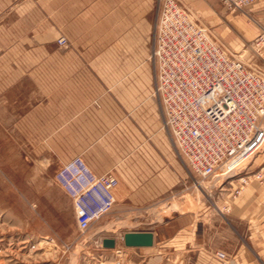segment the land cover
Masks as SVG:
<instances>
[{"label":"rangeland","instance_id":"374dc122","mask_svg":"<svg viewBox=\"0 0 264 264\" xmlns=\"http://www.w3.org/2000/svg\"><path fill=\"white\" fill-rule=\"evenodd\" d=\"M23 1L24 13L29 12L24 14L26 19H21L22 0H0V59L101 61L93 69L101 76L102 93L113 96L125 117L116 133L123 182L114 172L119 181L114 208L90 230L80 231L72 199L55 182L58 167L64 164L51 162L55 159L53 149L25 146L32 140L28 133L23 138L14 123L20 120L23 106L37 98L35 91H29L36 84L26 82L24 93L3 91L0 264H215L218 250L214 244L220 239L214 237V229L227 227L231 201L242 195L232 197L241 187L239 180L249 178L243 191L261 180L257 175L264 168V146L235 175L216 179L198 177L178 155L164 124L152 60L163 0H152L148 11H142L146 18L78 22L61 18L69 13L57 12L55 0ZM177 1L216 43L264 76V44L257 43L264 29L253 35H217L192 0ZM249 7L246 13L223 11L244 17ZM253 24L246 19L239 32L249 31ZM27 31L29 35L22 34ZM61 38L66 39L64 45ZM77 45H92L94 50L76 51ZM161 136L172 159L164 152ZM132 158L134 170H130ZM128 232L154 233V246L147 250L125 247L123 236ZM105 238L116 239V248H104Z\"/></svg>","mask_w":264,"mask_h":264},{"label":"built area","instance_id":"2783aa9c","mask_svg":"<svg viewBox=\"0 0 264 264\" xmlns=\"http://www.w3.org/2000/svg\"><path fill=\"white\" fill-rule=\"evenodd\" d=\"M218 1L228 12L246 13L259 0ZM257 43L264 44V32ZM152 60L164 124L178 155L202 179L235 175L264 146V76L216 43L177 0L162 1ZM248 181L239 180L233 199ZM55 182L72 199L82 232L116 204L117 177L96 175L82 157L62 165ZM214 257L231 264L224 251Z\"/></svg>","mask_w":264,"mask_h":264},{"label":"crops","instance_id":"0c3cea01","mask_svg":"<svg viewBox=\"0 0 264 264\" xmlns=\"http://www.w3.org/2000/svg\"><path fill=\"white\" fill-rule=\"evenodd\" d=\"M191 2L206 18L205 23L213 26L217 35H253L264 29V0L250 5L248 15L244 17L225 14L218 0ZM25 3L22 0L21 19L28 18V15L24 16L28 12L24 13ZM55 3L58 4L55 9L57 12L69 13L61 18L76 22L131 21L146 18V15L141 14L142 11H148L152 0H55ZM246 19L253 20V26L249 31L239 32V27L245 25ZM75 50L92 51L94 48L92 45H77ZM95 63L102 64L101 61L69 58L37 62L29 59H0V93H24L25 83L32 81L36 87L29 91H35L37 98L23 106L20 120L14 122L23 132V138L28 133L29 141L32 140V144L24 145L53 149L55 159L51 162L58 166L82 156L96 175L117 173L123 182L120 167L123 162L117 157L116 133L120 125L124 124L125 117L121 116L120 106L113 96L102 93L101 76L96 75L93 69ZM35 67L36 71L29 70ZM161 137L165 145L164 152L172 159L166 139ZM132 160L129 162L130 170H134ZM229 211L227 227L219 225L214 229V237L220 239L214 244L215 250L226 251L231 264H264V168L261 180L253 181L237 200L231 201ZM214 260L215 264H219L215 257Z\"/></svg>","mask_w":264,"mask_h":264},{"label":"water","instance_id":"95a60500","mask_svg":"<svg viewBox=\"0 0 264 264\" xmlns=\"http://www.w3.org/2000/svg\"><path fill=\"white\" fill-rule=\"evenodd\" d=\"M123 242L127 248H151L154 246L155 236L152 232H128L124 234ZM102 243L107 249L117 246V240L114 238H105Z\"/></svg>","mask_w":264,"mask_h":264}]
</instances>
